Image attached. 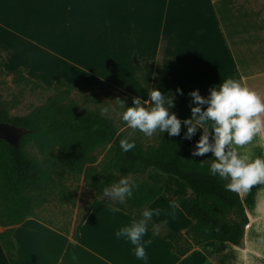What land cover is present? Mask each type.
I'll return each instance as SVG.
<instances>
[{
  "label": "crops",
  "instance_id": "1",
  "mask_svg": "<svg viewBox=\"0 0 264 264\" xmlns=\"http://www.w3.org/2000/svg\"><path fill=\"white\" fill-rule=\"evenodd\" d=\"M22 10L27 29L53 32L30 38L0 19V64L9 78L21 69L48 88L60 78L80 91L96 85L130 100H147L157 89L173 98L170 111L182 121L195 106L189 92L207 97L229 78L264 95V0H39ZM18 46L37 48L40 59L20 60ZM240 152L264 158V139ZM159 172L146 171L148 181L164 188L147 208L160 209L156 224L185 235L193 221L171 205L192 190ZM239 194L249 219L240 246L210 241L180 257L169 240L148 229L143 239L152 243L147 259L139 260L134 246L116 236L136 219L94 198L70 233L35 218L15 226L18 257L0 243V264H264V184Z\"/></svg>",
  "mask_w": 264,
  "mask_h": 264
},
{
  "label": "trees",
  "instance_id": "2",
  "mask_svg": "<svg viewBox=\"0 0 264 264\" xmlns=\"http://www.w3.org/2000/svg\"><path fill=\"white\" fill-rule=\"evenodd\" d=\"M3 75L4 69L0 64V78ZM12 82L38 90H53L56 97L27 116L10 117L0 105V123L5 122L25 131L17 147L0 140V226L5 228L0 232V243L11 258L18 257L13 240L14 227L28 218L70 233L69 227L57 228L39 216L41 209L56 199L72 201L70 190L62 182L64 172L83 175L98 199H101L105 187L118 183L122 177H140L133 182L136 186L133 195L125 202L101 199L139 220L142 211L164 193L163 187L145 178L148 168H156L177 177L192 190L188 198H174L178 207L193 221L192 228L185 235L167 231L153 220L148 224L149 230L172 243L178 256L183 257L195 247L210 241L235 246L242 244L249 219L240 194L227 191L224 187L227 182L210 174L211 154L191 156L200 131L191 141L185 140L183 137L187 129L182 124L180 136L170 137L168 133H161L157 146L128 138L129 142H135V148L124 152L119 141L127 137L119 132L112 119L98 111L78 112L72 105L67 107L63 104L65 95L74 88L62 79L59 78L49 89L28 78L20 69L14 73ZM89 91L119 98L124 101L125 108L134 106L132 100L111 90L94 85ZM107 145L110 146L109 158L99 170L92 165V153ZM31 149L36 150L40 157L33 155ZM168 194L173 197L174 191L170 190Z\"/></svg>",
  "mask_w": 264,
  "mask_h": 264
},
{
  "label": "clouds",
  "instance_id": "3",
  "mask_svg": "<svg viewBox=\"0 0 264 264\" xmlns=\"http://www.w3.org/2000/svg\"><path fill=\"white\" fill-rule=\"evenodd\" d=\"M177 92L183 94L180 89ZM188 96L195 106L191 107L190 118L183 121L170 111L174 107L173 98H166L157 89L150 91L147 100L134 97L133 107L125 108L124 101L119 98L111 102L125 109L121 113V120L127 128L132 133L139 131L147 138L157 132L168 133L170 137L180 136L182 124L187 129L183 137L185 140L191 141L200 131L191 156L205 157L211 154L209 172L227 182L224 185L227 191L248 192L254 186L264 184V158L253 159L240 152L258 137L264 139V95L229 78L218 88H210L207 97L201 96L198 90L189 92ZM109 110V107L102 108L104 113ZM119 144L124 152L135 148V142H129L128 138L121 139ZM134 187L129 178L122 177L118 183L103 189L101 199L107 197L123 203L132 197ZM171 206L175 208L179 205L172 202ZM154 215L159 216L160 209L146 207L141 219L133 220L130 225L116 232L117 238H125L134 246V255L139 260L147 259L146 245L152 241L144 240L143 237Z\"/></svg>",
  "mask_w": 264,
  "mask_h": 264
},
{
  "label": "rangeland",
  "instance_id": "4",
  "mask_svg": "<svg viewBox=\"0 0 264 264\" xmlns=\"http://www.w3.org/2000/svg\"><path fill=\"white\" fill-rule=\"evenodd\" d=\"M30 1L31 0H3L0 2V19L8 25L15 26L24 34H28L30 38L41 39L43 35H50L53 31L41 30L39 28H26L27 23L26 20L23 19L28 15L22 9L24 8L25 3L26 5L28 4L29 6H32L34 5V2H38L39 0H32L34 2ZM39 7L47 8V5L46 3L39 2ZM49 8L51 7L49 6ZM16 17H19L20 20H17ZM35 49L36 50H31V48L27 46H18V58L20 60H27V58H30V61L31 59L39 60L41 52L38 51L37 48ZM43 59L44 58L42 57L41 60ZM0 80L2 82V85L0 86V105L4 113L10 117L27 116L37 107L46 105L49 100L56 97V93L53 90H38L30 86L14 84L12 82V77L9 78L8 76H5V73ZM111 101H115V99L108 97L103 92L89 91V89L86 91L72 89L69 91L68 95H65L63 104L67 107L72 105L78 112L98 111L102 116L112 119L119 132L125 137L129 139H137L145 145L157 146L159 144L161 137V133L159 132L154 134L151 138L145 137L139 131L132 133V130L127 128L126 124L121 120V113L125 109L120 108ZM104 107H109L110 110L107 113H104L102 112V108ZM109 149L110 146L107 145L92 153L94 161L92 165L94 167L99 170L103 167L109 158ZM30 152L33 155L40 157L36 150L31 149ZM153 170L158 172V170L154 168ZM161 174L165 175L163 173ZM62 175L63 185L70 190L72 201H70V199H56L49 204H46V206L41 209L39 216L42 220L52 223L57 228L64 229L65 227H69L72 229L87 210L89 204L95 198V195L91 186L84 181L83 175H71L67 172H64ZM169 177L174 178L173 176ZM127 178L133 183L140 177L130 175L127 176Z\"/></svg>",
  "mask_w": 264,
  "mask_h": 264
},
{
  "label": "water",
  "instance_id": "5",
  "mask_svg": "<svg viewBox=\"0 0 264 264\" xmlns=\"http://www.w3.org/2000/svg\"><path fill=\"white\" fill-rule=\"evenodd\" d=\"M25 131L15 128L5 122L0 123V140L7 142L10 146L17 147Z\"/></svg>",
  "mask_w": 264,
  "mask_h": 264
}]
</instances>
